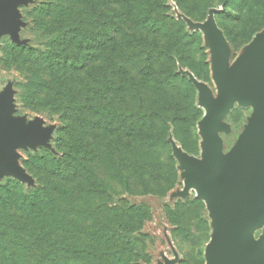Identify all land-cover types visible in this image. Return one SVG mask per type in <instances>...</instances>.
Segmentation results:
<instances>
[{"label":"trees","instance_id":"1","mask_svg":"<svg viewBox=\"0 0 264 264\" xmlns=\"http://www.w3.org/2000/svg\"><path fill=\"white\" fill-rule=\"evenodd\" d=\"M203 5L189 3L191 12ZM31 14L39 40L12 60L26 71L27 104L60 118L61 155L45 150L25 161L36 186L8 179L0 187V264L149 262L146 204L120 199L114 213L104 206L103 216L84 224L60 202L81 206L86 193L105 201L115 194L113 178L135 194L175 187L169 134L189 135L203 115L194 83L179 70L205 78L197 33L169 14L167 0H42ZM198 143L197 136L196 150ZM188 204H176L178 220ZM195 220L193 231H182L196 264H205L212 226L207 217Z\"/></svg>","mask_w":264,"mask_h":264},{"label":"rangeland","instance_id":"2","mask_svg":"<svg viewBox=\"0 0 264 264\" xmlns=\"http://www.w3.org/2000/svg\"><path fill=\"white\" fill-rule=\"evenodd\" d=\"M40 1L42 0H0V147L4 148L8 160V164L0 166V187L5 185L8 179L15 180L27 188L36 186L37 179L25 166V161L45 150L54 155H61V151L57 149L60 118L56 114L37 110L27 104L24 90V85L28 82L26 71L12 60L17 48L31 47L39 40L31 10L37 7ZM191 1L179 6L176 0H167L169 14L176 19H182L189 33H197L196 44L208 63V69L202 70L205 78H199L186 66H180L179 69L194 83L197 89L196 103L202 109L203 115L189 135L181 131L174 134L172 130L169 134L171 154L177 171L175 187L164 195L135 194L123 191L120 183L113 178L111 183L115 187V194L105 201L86 193L81 206L70 207L65 200L60 202L63 208L68 210L72 208L70 212L75 221L84 224L103 216L104 206L110 209L107 213H114L120 199H125L131 204H146L151 216L144 221L143 231L147 234L146 251L151 258L149 262L142 264H196L189 241L182 230L187 228L193 231L194 221L200 216L207 217L212 226L211 237L205 245L204 252L205 264H209V243L216 235L208 204L201 198L193 182V172L182 158L186 156L192 160L204 161L203 129L211 110L206 104L202 88L215 104L221 102L224 96L218 76L216 55L212 50L213 41L210 35L197 27V24L209 17L214 19L224 38L227 69L254 37L264 30V0H204L206 5L195 8L192 12L189 7ZM224 10L230 11L232 16L222 15ZM202 15H206L204 20L195 18ZM256 121L255 109L250 105L240 104L235 98L220 117L219 125L215 128V135L219 141L218 179L230 176L239 167L241 159L246 157L255 159L258 144ZM101 167L108 169L104 164ZM99 173L100 177L108 179L104 173ZM197 199L205 203V210L200 209ZM179 202H188L190 210L182 213L180 220L174 216L176 204ZM180 221L182 224L178 225ZM256 229L245 236V241L251 247L263 240L255 260L257 264H264V223Z\"/></svg>","mask_w":264,"mask_h":264},{"label":"water","instance_id":"3","mask_svg":"<svg viewBox=\"0 0 264 264\" xmlns=\"http://www.w3.org/2000/svg\"><path fill=\"white\" fill-rule=\"evenodd\" d=\"M197 27L210 35L216 55L218 76L224 96L221 102L211 101L205 89L206 104L211 113L203 129L204 161L182 156L185 165L193 172V182L208 204L216 235L209 243V264H249L259 254L261 240L253 246L245 244V236L264 223V79L258 76L264 66V30L243 49L232 66L227 69L224 55L225 42L214 19L198 23ZM235 99L242 105L252 106L257 113L258 144L262 164L254 184L248 186L249 163L240 160L237 174L217 178L219 141L215 135L219 119ZM8 164L4 148L0 147V166ZM238 167V168H239ZM236 168V169H238ZM235 169V170H236ZM221 180V181H218Z\"/></svg>","mask_w":264,"mask_h":264},{"label":"bare ground","instance_id":"4","mask_svg":"<svg viewBox=\"0 0 264 264\" xmlns=\"http://www.w3.org/2000/svg\"><path fill=\"white\" fill-rule=\"evenodd\" d=\"M258 76L260 79H264V66H262L259 69ZM246 160L249 163L248 186L251 187L256 180L257 174H258L260 166L262 164L261 148L259 147V151H258V154L256 155L255 159H252L251 157H249V158L246 157ZM239 169H240V167L234 171V173L232 174V177H234L237 174ZM225 178H228V177H225ZM218 181H221V180H218ZM197 190L199 191L198 188H197ZM256 230H258V229H256ZM244 243L246 244V242H244ZM249 260L251 261V263H249V264H255V262L253 261L252 258H249Z\"/></svg>","mask_w":264,"mask_h":264}]
</instances>
